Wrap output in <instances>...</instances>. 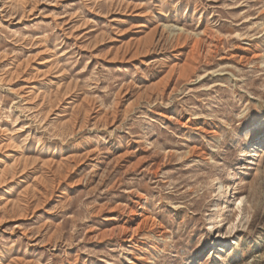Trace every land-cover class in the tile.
I'll return each mask as SVG.
<instances>
[{
    "label": "rangeland",
    "instance_id": "374dc122",
    "mask_svg": "<svg viewBox=\"0 0 264 264\" xmlns=\"http://www.w3.org/2000/svg\"><path fill=\"white\" fill-rule=\"evenodd\" d=\"M0 264H264V0H0Z\"/></svg>",
    "mask_w": 264,
    "mask_h": 264
},
{
    "label": "bare ground",
    "instance_id": "6f19581e",
    "mask_svg": "<svg viewBox=\"0 0 264 264\" xmlns=\"http://www.w3.org/2000/svg\"><path fill=\"white\" fill-rule=\"evenodd\" d=\"M219 250H220V251H224V249H223V248H219Z\"/></svg>",
    "mask_w": 264,
    "mask_h": 264
}]
</instances>
